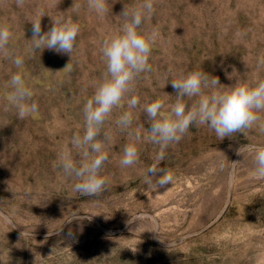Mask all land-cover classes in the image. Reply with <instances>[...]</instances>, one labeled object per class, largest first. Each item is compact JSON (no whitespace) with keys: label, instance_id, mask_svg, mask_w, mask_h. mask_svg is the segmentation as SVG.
I'll use <instances>...</instances> for the list:
<instances>
[{"label":"rangeland","instance_id":"rangeland-1","mask_svg":"<svg viewBox=\"0 0 264 264\" xmlns=\"http://www.w3.org/2000/svg\"><path fill=\"white\" fill-rule=\"evenodd\" d=\"M138 2L108 0V13L99 17L86 0H25L22 7L0 0V24L13 33L9 52L24 59L18 69L0 55V212L10 214L16 226L0 224V264H264V179L253 177L250 155L243 159L235 152L243 144H264L260 125L219 141L214 131L193 124L166 149L158 166L174 179L157 188L145 179L159 146L144 139L151 125L143 113L156 99L175 102L170 83L181 72L203 69L225 86L257 74L264 78L257 64L264 55V0H156L153 16L142 25L160 34L151 69L136 79L134 92L98 136L109 157L101 173L105 190L97 196L75 191L76 180L58 164L65 148L79 160L71 140L83 134L84 103L106 70L102 42L124 22V4ZM38 9L79 24L71 57L29 50L30 20ZM41 27L49 30L50 17H42ZM17 71L39 105L22 120L8 99V82ZM133 94L140 104L131 109L130 127L121 129L116 120L130 110ZM137 135L139 159L122 167L124 146ZM237 160L229 185L231 162ZM138 214L152 219L129 223ZM78 215L83 218L68 222Z\"/></svg>","mask_w":264,"mask_h":264},{"label":"clouds","instance_id":"clouds-1","mask_svg":"<svg viewBox=\"0 0 264 264\" xmlns=\"http://www.w3.org/2000/svg\"><path fill=\"white\" fill-rule=\"evenodd\" d=\"M24 2L25 0H16L17 5L21 7ZM86 2L89 10L94 11L99 17L105 16L109 11L108 0ZM155 3L156 0H139L135 5L124 4L119 14L124 18V22L116 32L102 42L101 54L106 70L93 95L84 103L82 109L84 132L82 135L80 132L74 133L71 140L72 147L78 150L79 160L74 158L72 150L68 148L63 149L58 155V164L65 175L76 180L74 190L84 195L97 196L105 190L107 179L101 173L109 157L106 144L98 139V136L113 110L121 106L126 95L134 92L136 79L151 69L149 57L152 46L160 34L157 28L144 30L142 25L153 16ZM79 7V4L72 6L74 10H78ZM46 15L50 17L51 27L48 31L42 32L41 19ZM30 22L33 32L29 44L30 51L49 49L57 54H69L71 57L80 32L78 23L63 15L50 16L40 9ZM12 37L10 27L0 24V55L10 59L19 69L24 59L9 52L8 46ZM257 64L258 67H264V55L258 57ZM229 79H232V74L229 75ZM167 84L169 83L164 87ZM170 84L175 91L174 103L166 105L165 101L156 99L143 106V113L151 125L149 130H145L147 135L144 139L159 146V151L154 157L156 164L147 169L145 179L148 184L155 183L157 188H165L172 183L173 174L158 165L164 160L166 149L178 143L193 124L206 126L214 131L219 141L225 137L232 138L234 133H242L257 125H260V131L264 132V124L260 123L264 121V78L258 74L225 86L220 83L218 77L200 69L178 73ZM8 86L11 89L8 99L15 106L18 119L22 120L39 110L38 103L32 99L34 92L27 86L21 72L11 74ZM164 95L173 96L168 93ZM127 104L130 110L124 111L116 120L117 126L125 130L132 124L131 109H136L140 104L138 96L131 95ZM166 107L167 112L164 111ZM105 140H111L108 133H105ZM140 140L141 137L137 135L124 146L120 159L122 167L131 166L138 161L137 144ZM235 152L243 159L246 154L250 155L253 177L264 179V144H243ZM240 162L239 160L231 162L229 185L235 180L236 167ZM82 218L79 215L74 216L68 222ZM145 219L152 218L146 214H138L131 218L129 223ZM0 224L16 227L13 217L3 212H0ZM25 234L24 231L21 236ZM71 235L70 231L69 236Z\"/></svg>","mask_w":264,"mask_h":264}]
</instances>
